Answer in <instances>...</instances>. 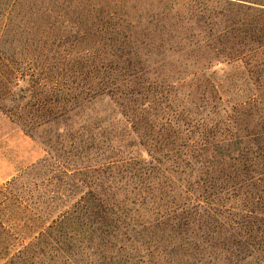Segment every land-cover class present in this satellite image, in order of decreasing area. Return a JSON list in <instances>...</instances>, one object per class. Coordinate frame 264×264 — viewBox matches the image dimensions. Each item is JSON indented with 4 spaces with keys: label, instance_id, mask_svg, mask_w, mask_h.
<instances>
[{
    "label": "trees",
    "instance_id": "16d2710c",
    "mask_svg": "<svg viewBox=\"0 0 264 264\" xmlns=\"http://www.w3.org/2000/svg\"><path fill=\"white\" fill-rule=\"evenodd\" d=\"M123 5L106 2L107 15L123 19ZM163 5L145 28L163 37L171 68L105 52L94 68L63 71L7 56L0 41V103L46 150L36 204L50 201L60 217L55 250L91 264H264V117L254 99L231 107L202 80L243 61L239 48L224 60L205 52L221 29L239 42L241 5Z\"/></svg>",
    "mask_w": 264,
    "mask_h": 264
},
{
    "label": "rangeland",
    "instance_id": "374dc122",
    "mask_svg": "<svg viewBox=\"0 0 264 264\" xmlns=\"http://www.w3.org/2000/svg\"><path fill=\"white\" fill-rule=\"evenodd\" d=\"M116 1L0 0L2 48L12 58L34 56L39 64L63 71H85L92 64L94 68L105 52H121V65H177V59L170 57V48L161 45L163 37H154L145 28L148 15L160 11L168 0H124L120 11L123 19L107 15L106 2L113 5ZM234 4L241 5L237 13L245 23L232 33L239 42L228 41L231 33L221 29L216 49L205 52L214 51L222 60L226 59L223 55L240 52L243 61L235 66L221 63L203 72L202 80L208 89L215 87L213 97L231 107L254 99L264 117V0H206L205 9L228 14ZM139 15L143 25L136 21ZM117 22H123L122 29L113 28ZM91 58L93 62H89ZM3 75L0 70L2 95L7 91L2 89ZM9 89L13 94L15 88ZM45 155L44 145L17 124L0 103V264H91L74 248L72 255L55 250L53 230L60 217L50 201L44 206L36 204L48 190L47 175L44 180L36 176ZM152 264L163 263L155 259Z\"/></svg>",
    "mask_w": 264,
    "mask_h": 264
}]
</instances>
